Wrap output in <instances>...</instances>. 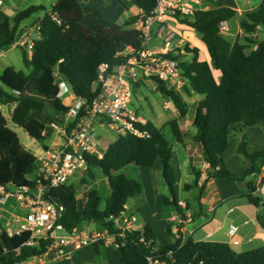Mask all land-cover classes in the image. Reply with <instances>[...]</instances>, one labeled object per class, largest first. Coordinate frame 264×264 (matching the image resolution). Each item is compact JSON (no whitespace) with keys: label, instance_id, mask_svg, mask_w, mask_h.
<instances>
[{"label":"trees","instance_id":"16d2710c","mask_svg":"<svg viewBox=\"0 0 264 264\" xmlns=\"http://www.w3.org/2000/svg\"><path fill=\"white\" fill-rule=\"evenodd\" d=\"M128 1L142 12L144 18L150 17L157 5V0ZM82 7V0H58L51 12L58 15L61 25L46 14L40 22V38L34 43L32 57L29 58L23 51V63L28 73L8 67L0 76V103L16 104L13 124L39 142L46 139V123L31 118L32 113L43 114L48 123L63 126L70 109L59 98L56 74L71 85L75 96L86 98L91 103L95 97L91 89L97 81L98 67L101 64L114 66L125 63L128 48L135 51L142 49V32L135 28L115 30L104 25H97L94 30L85 28L82 25ZM40 10L44 8L31 6L11 19L0 7V52L12 47L20 35V24ZM236 16V10L224 7L198 10L193 17L178 20L198 33L211 58V64L200 61L199 49L189 45L184 48L186 53L193 55L192 61H184L181 65L184 77L192 90L203 96L195 109L192 123L197 132L192 140L202 147L209 165L208 179L242 182L254 173L253 164L264 159V152L248 154L245 139H242L239 152L252 166L241 178L227 168L224 153L233 130L243 131L248 127L264 125V41L254 37L260 29L264 31V0L256 9L240 15L244 36L232 42L222 34L221 25ZM135 22L136 19H133L126 26ZM213 71L221 73L219 81ZM138 86H134V91ZM157 92L167 97L178 111L179 119L168 122L166 127L171 129L174 140L183 144L187 134L179 121L188 115L187 104L175 89H168L164 83H159ZM141 129L149 134L148 138L130 133L119 135L107 147L102 158L87 155L88 175L93 178L92 169H101L111 189L103 208L100 207L101 196L97 189L87 193L83 210L78 208L75 185L49 192V200L65 207L62 223L67 230L71 231L85 222H101L111 235L116 236L120 247L115 252L122 264H149L147 258L153 249L166 264H264V246L240 253L227 243L196 242L193 239L183 243L178 238L174 243L158 245L148 224L144 227V242H141L140 232L126 233L124 238L117 236L120 231L116 230L111 217L121 215L129 200L141 196L143 190L141 182L120 172L127 166L153 169L160 162L162 178L168 188V195L161 197L163 205L172 206L183 222L186 220V209H189H182L179 203L176 173L171 165L173 149L164 129L157 128L152 122ZM36 161V156L22 145L0 111V186H34ZM195 177V184L186 185L185 190L198 186L200 172H195ZM257 189L254 183H249L247 192L239 197H246L250 204L261 209L258 221L264 230V199L257 195ZM167 230L172 235L171 228ZM29 238L28 233L14 237L0 235V264H22L48 251L49 242L40 241L28 246ZM170 251L172 259L168 256Z\"/></svg>","mask_w":264,"mask_h":264},{"label":"built area","instance_id":"2783aa9c","mask_svg":"<svg viewBox=\"0 0 264 264\" xmlns=\"http://www.w3.org/2000/svg\"><path fill=\"white\" fill-rule=\"evenodd\" d=\"M206 0H157L153 14L144 18L142 15L135 29L142 32V49L135 51L128 48L125 52L128 59L125 63L111 66L101 64L98 67L97 81L92 85L91 92L95 95L91 103L86 98L75 96L71 85L64 79H57L59 98L69 105L66 121L60 128L62 141L55 147L48 148L39 159L40 172L32 187H16L14 185L0 186V209L9 200H14L25 212L17 218L15 224L0 229V235L8 237L30 235L28 246L40 241L50 243L49 252L55 254V259H67L82 249L97 242L109 243L114 249L120 244L116 236L108 230L103 233L89 230L87 227H75L67 230L62 223L65 212L64 205L57 204L48 198L50 191L70 185L73 178L88 174L89 163L87 155L102 158V146L91 132V124L97 119H103L113 126L119 135L127 133L140 138H148L149 134L141 129L149 121L139 115L132 107L134 86L140 84L164 83L168 89H177L184 79L182 63L185 61V50L172 49V35H165L166 22L169 19H185L193 17L198 10H205ZM4 1L0 0V7ZM50 17L57 24L61 20L56 13L50 12ZM157 27L156 38L163 41L160 47L153 44L154 28ZM225 23L221 25V32ZM40 24L31 28L13 44L32 57L34 43L40 38ZM56 74V78H58ZM57 127V125H54ZM117 236L124 238L126 233L140 232L141 242L145 241L144 227L138 217L128 212L127 206L121 215L111 217ZM182 221V220H181ZM239 227L231 224L228 237L231 246H238ZM180 238V237H178ZM177 238V239H178ZM172 259V252H168ZM149 264H166L153 249L147 258ZM203 264V262H200Z\"/></svg>","mask_w":264,"mask_h":264},{"label":"crops","instance_id":"0c3cea01","mask_svg":"<svg viewBox=\"0 0 264 264\" xmlns=\"http://www.w3.org/2000/svg\"><path fill=\"white\" fill-rule=\"evenodd\" d=\"M3 1H4V5L2 6V8H4L6 1L8 2L7 7L10 9V12L8 14L5 10L4 11L11 19H14L18 13L24 11L22 10L18 12L14 10L15 9L14 3L12 4L9 0H3ZM262 1L263 0H206L204 4L206 7L205 10H214V9L227 7L236 10L238 12V16L232 18L230 21L225 23V29L222 31L224 37H226L232 42H235L238 38L244 36V33L240 28V15H242V13L244 12L252 11L256 9L257 7H259ZM82 4H83L82 9L84 14L82 19V25L88 30H94L97 25H104L115 30L135 28L136 23L139 21L140 17L142 16V12L137 7L133 6L128 0H82ZM133 19H136L135 24L131 26H126L127 23L132 21ZM41 20L39 19V24ZM22 23L20 24L18 31L20 35H22L27 30L30 29V28L28 29L27 26H23ZM157 29H158L157 27L154 28L155 31H154L153 44L158 45V47H160L163 41L159 38H156ZM164 32L166 36L168 35L173 36L170 42V47L172 49H176V48L184 49L186 45H189L190 48H197L199 49V60L207 61L211 64V58L207 46L201 40V37L193 28L185 24H182L177 19L171 18L166 22V30ZM254 37L258 41H264V31L260 29ZM11 48H17V47L12 45ZM6 52L7 51L0 52V58L5 57ZM188 56H190L191 58L190 60L189 59L187 60L189 62L192 61L193 55L187 53L185 57L187 58ZM8 67L11 66H6L0 73V76L3 73V71ZM25 72L28 73V70L26 69ZM218 72L219 71H213L217 81H219L221 75V73L219 74ZM216 74L218 75V77H216ZM57 79L60 80L62 78L58 76ZM182 87L184 88L182 89ZM175 91L182 99H183V95H186V93H190V92L192 94L195 93L192 90L189 81L185 77L182 80L180 87L175 89ZM199 96L201 95L198 94L197 96L195 95L192 97L198 98V102H199L201 99H203V96H201L202 97L201 99L199 98ZM15 107L16 104L3 105L0 103V111L5 116L8 122V126H9V119H11L12 121V115ZM187 107L189 111L190 108L189 105H187ZM31 118H37L46 123V130L44 133L46 139L45 141H43L42 150L39 153H34L33 151L30 150L37 158L35 164V176L37 177L40 172V169L38 167L39 159L42 157L43 152L48 148L55 147L57 144H59L62 141L60 134L61 126L54 127L53 124L48 123L44 119L43 114L37 112L32 113ZM182 120L184 119H181L179 121V124L182 130L187 134V138L185 139V142L183 144L181 143L178 144L181 146L180 154L183 156L185 160V164L187 165V167L185 166V168L187 175L189 176V180L191 177H193L192 182H184V184L181 185L179 181L180 174H177L176 172L175 173L177 179V183H176L177 196L181 208L186 209V207H189L188 210L186 209V220L184 222L181 221L182 219L180 215L172 206L163 205L160 194L161 193L166 194L168 192V189L166 188V184L164 183L165 186L163 185L161 188H155L154 183H152L150 169L142 168V167L139 168L140 170L139 172L141 174H144V176L146 177L147 186L145 188V191L146 193L151 194L150 198H153L152 194H154L157 211L155 212L154 209L152 215H149L148 210H145V208L147 209V205L143 206L142 211H139L137 210L138 209L137 204L134 202V199H130L127 204L128 212L130 214H134L135 212H133V210L134 208H136L138 214H134V215H136L142 223L148 224L152 228L155 234L156 243L158 245H168L174 243L178 237L182 239L183 243L186 242L188 239H193L196 242H220V243H227L230 245V239L228 237V229L231 224H235V225L237 224V226L240 229L238 235L240 244L238 246L242 245V247H245L243 248L242 252H248L257 249L259 247H263L264 230L258 221V215L260 214L261 209L250 204L246 197H239V195L247 192V186L246 187L242 186L238 188L235 185L236 182L229 181L233 184V188H231V190L225 191L222 189L221 184L222 182H226L228 180L226 179L215 180L211 178L208 179L207 169L209 165L206 163L205 158L203 156L202 147L192 140V137L195 136L197 129L195 131L192 129L186 130L182 126L183 123H180ZM166 124H164L165 126H163L162 128L157 127L155 124L154 125L159 129H164L166 127ZM185 124L189 128L193 126V123H185ZM100 125L102 127L104 126V124H100ZM243 138L245 139V143H246V151L249 154H253L255 152H264V125L248 127L243 131L233 130L232 138L230 139L228 143V148L224 153V161L227 168L236 177L237 175L240 174L236 172L238 170H234L232 164L233 161L238 163V166L242 174H244V172L248 170L250 165L252 166V164L246 159V157L239 152V147L242 143ZM116 140H114L113 142H115ZM229 150H230V154L228 155ZM173 157H174V153H173ZM253 167H254V173L251 176H257V174L259 173L258 181L254 183V185L258 188L257 189L258 192L259 187H261V185L264 184V159L257 160L253 164ZM153 169H158L159 172L162 173L161 163L158 162ZM195 172H200L201 175L200 180L198 182V186L187 191L185 190L186 185L195 184V180H196ZM92 173H93V178L89 176V178L86 180L85 183H80V177L78 179H76L75 177L72 179L70 184L76 186L75 181L79 180L80 187L89 185L90 183H93L95 180V174L93 169H92ZM243 185H246V183L243 182ZM76 188H77L76 199L78 202L80 193H79V187L76 186ZM91 190L92 189H89L87 193ZM180 190L184 192L183 196H181ZM201 190L203 191L202 193ZM110 195H111V189H110L109 197ZM150 198H148V200H150ZM233 202H238V203L229 206L230 204H233ZM9 203L10 205H8ZM24 212L25 210L19 205H17V203L14 200H9L7 204L0 209V223L2 227L7 228L14 225L17 218H21ZM156 213H158V216L160 217V220L158 222L164 224V226L167 229L168 227H170L172 230L173 236L170 235L167 230V233L169 235L168 241L166 239L165 241H163V243L158 242L156 237L157 233L154 224L155 222L152 221V218H155V220L157 219ZM84 227H87L89 230L100 233L106 231L104 225L101 222H97V223L85 222L81 226H79V228H84ZM105 243L106 242L104 241L97 242L89 247L82 249L81 251L75 253L72 257L67 259L65 258L55 259V254L53 252L47 251L44 255L31 258L22 264H95V263L101 264L103 262L100 259H102L103 257H105V259L107 258L108 260V257L105 255L106 251L104 252L105 248L108 249L112 247L108 243L110 247L107 248Z\"/></svg>","mask_w":264,"mask_h":264},{"label":"rangeland","instance_id":"374dc122","mask_svg":"<svg viewBox=\"0 0 264 264\" xmlns=\"http://www.w3.org/2000/svg\"><path fill=\"white\" fill-rule=\"evenodd\" d=\"M12 4L14 3V10L16 11H22L27 9L28 7L31 6H41L44 8V10H40L33 15H31L28 19H26L22 24L23 26H27L28 29L30 28H36V26L39 24V19L41 20L46 14L51 12L54 4L57 3L58 0H9ZM8 2L6 1V4L4 6V10L9 14L10 9L7 7ZM8 8V9H7ZM186 53V52H185ZM187 55V53H186ZM185 55V56H186ZM183 57L185 61H188L187 59L190 60V56ZM6 66H11L17 70L20 71H26V67L24 66L23 63V51L21 49L17 48H11L9 51L6 52L5 57L0 58V73ZM219 73V72H218ZM220 74V73H219ZM216 77L218 75L216 74ZM218 79V78H217ZM187 83V82H186ZM184 86V85H183ZM186 87V84H185ZM184 87H182L183 89ZM178 94V93H177ZM195 94V93H194ZM190 93H186V95H183V100L186 102L187 105H189V113L188 116L182 120L180 123H183L182 126L186 130H196L194 126L188 127L185 123H192L194 115H195V108L198 104V98H193L192 96H197L198 94L196 93L195 95ZM201 99L202 97L199 96ZM132 107L135 111L139 113L142 117L147 119L148 121H151L154 123L157 127L162 128L165 126L164 124L172 121V120H178L179 119V113L178 111L174 108L172 102L167 98L163 97L161 94L157 92V88L153 84H140L136 89L134 93V97L132 99ZM100 124H104L102 127ZM192 125V124H191ZM9 127L14 130L19 139L20 142L22 143L23 146H25L27 149L33 151L34 153H39L42 150V144L43 142H39L37 140H34L29 137V135L20 127L14 125L9 119ZM92 134H94L99 141L101 142L102 150L105 152L107 150V147L109 144H111L114 140H116L119 136V133H117L114 129L113 126L109 125L105 120L103 119H97L91 124L90 128ZM164 133L166 135V138L170 141L172 147H173V153L174 157L171 161V165L175 172L177 174H180V184L183 185L184 182H192V178L189 180V176L187 175L186 168L187 165L185 164V160L183 156L180 154L181 153V146L174 140L172 131L169 127L164 128ZM247 152V151H246ZM248 153V152H247ZM230 154V150L228 152V155ZM249 154V153H248ZM234 170H238L240 175H237L238 178L242 177V173L240 171V168L238 166V163L233 161L232 162ZM140 167H136L133 165L125 167L121 173L141 182L143 190L141 196L134 198V202L137 204V210L142 211L143 206L147 205L148 214L152 215L153 210L155 209V212L157 211V207L155 205V196L152 194L153 198L151 197V194L146 193L145 188H146V177L144 174H141L139 171ZM94 174H95V180L93 183H90L89 185H85L83 187H80L79 185V180L75 181L76 186L79 187V193L80 196L78 198V207L79 210H83L85 208L86 204V199H87V191L89 189H98L101 193V208L105 205L106 199L109 197L110 194V189L108 186V182L102 172L101 169L94 167ZM151 171V179L152 183H154L155 188H161L163 185L165 186V182L162 178L161 172H159L158 169H150ZM246 172V171H245ZM79 177L76 176V179ZM86 178V179H85ZM89 178V175H86L85 177L80 178V183L86 182V180ZM259 179V173L257 176H247L242 182H236V187H246L249 183H255ZM243 182L246 183V185H243ZM225 183V184H223ZM222 189L225 191L231 190L233 188V184L229 181L222 182ZM167 188V186H166ZM168 189V188H167ZM83 193V195H82ZM168 193V192H167ZM166 194H160L161 197ZM159 194V193H158ZM181 196L184 195V192L180 190ZM257 195L264 199V184L259 187V191L257 192ZM83 196V197H82ZM192 196V195H191ZM150 198V200H148ZM235 203L238 202H233V204H230L229 206L234 205ZM10 205V203L8 204ZM228 206V207H229ZM9 207V206H8ZM136 208H134L133 212L134 214H138V211ZM157 214V219L152 218V221L155 223V229H156V237L158 242L163 243L167 239L168 241V233H167V228L162 224L161 222H158L160 220V217ZM165 216V215H162ZM162 220V219H161ZM237 225V224H236ZM107 248L110 247L108 243H105ZM262 246V245H260ZM232 249L236 252H242L243 248L241 246H231ZM261 248V247H259ZM106 251V256L108 257L105 259L103 257L100 259L103 263L101 264H122L121 260L118 258V256L115 254V250L113 247H110L108 249L105 248L104 252ZM97 264V263H95Z\"/></svg>","mask_w":264,"mask_h":264}]
</instances>
